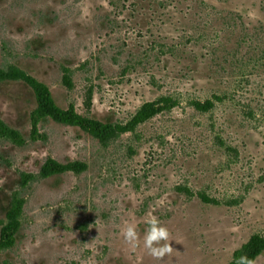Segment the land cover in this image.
<instances>
[{"label":"rangeland","instance_id":"rangeland-1","mask_svg":"<svg viewBox=\"0 0 264 264\" xmlns=\"http://www.w3.org/2000/svg\"><path fill=\"white\" fill-rule=\"evenodd\" d=\"M11 65L93 120L176 104L104 145L50 118L35 134L33 91L1 82L15 133L0 136V220L14 196L25 203L0 264H227L264 237V0H0V67ZM48 158L88 167L42 178ZM23 173L35 176L26 186ZM151 216L170 231L163 260L143 244Z\"/></svg>","mask_w":264,"mask_h":264},{"label":"trees","instance_id":"trees-1","mask_svg":"<svg viewBox=\"0 0 264 264\" xmlns=\"http://www.w3.org/2000/svg\"><path fill=\"white\" fill-rule=\"evenodd\" d=\"M65 72H67L64 76L65 83L69 87H72L71 78L68 75L70 71L65 69ZM5 81H22L33 91L37 102V107L32 114L33 132L35 134L37 133L39 122L42 119L50 118L60 124L79 127L83 131L90 133L104 145H107L111 140L117 138L121 133L134 131L138 125L146 122L164 110L171 109L176 104V102L168 97H163L153 102H146L127 124H116L93 120L89 115L79 113L74 105H70L68 109L61 108L55 102L48 85L18 66L11 65L6 68L0 67V83ZM194 105L198 110L208 111L212 108L213 103L211 101L205 103L194 102ZM90 106L91 93H89L87 98L88 109H90ZM14 133L15 132L0 119V136L11 137ZM16 139H18V137H16ZM87 167L86 163L79 161L61 163L53 158H48L41 166L39 175L42 178H49L67 172L80 173L86 170ZM34 178L35 176L33 174L23 173L22 185L26 186ZM24 203V199L14 196L11 208L6 213L5 218L0 220V254L3 250L15 244L16 235L22 225L21 217ZM263 253L264 237L255 234L247 243L234 252L233 259L227 264H234L235 258L240 255H247L251 263H253Z\"/></svg>","mask_w":264,"mask_h":264},{"label":"clouds","instance_id":"clouds-1","mask_svg":"<svg viewBox=\"0 0 264 264\" xmlns=\"http://www.w3.org/2000/svg\"><path fill=\"white\" fill-rule=\"evenodd\" d=\"M146 225L143 244L148 254L155 260H163L166 256L171 255L173 247L170 241L169 229L155 216L148 218ZM122 235L133 249L137 247L139 237L134 224L128 223L122 229ZM234 264H251V261L247 255H240L235 258Z\"/></svg>","mask_w":264,"mask_h":264}]
</instances>
